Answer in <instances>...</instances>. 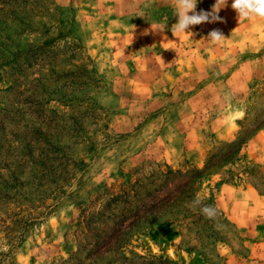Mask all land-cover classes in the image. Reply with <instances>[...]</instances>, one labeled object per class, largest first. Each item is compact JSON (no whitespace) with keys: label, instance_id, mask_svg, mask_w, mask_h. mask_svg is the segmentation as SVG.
Instances as JSON below:
<instances>
[{"label":"rangeland","instance_id":"1","mask_svg":"<svg viewBox=\"0 0 264 264\" xmlns=\"http://www.w3.org/2000/svg\"><path fill=\"white\" fill-rule=\"evenodd\" d=\"M230 4L191 37L173 0H0V264L264 255V19Z\"/></svg>","mask_w":264,"mask_h":264},{"label":"clouds","instance_id":"2","mask_svg":"<svg viewBox=\"0 0 264 264\" xmlns=\"http://www.w3.org/2000/svg\"><path fill=\"white\" fill-rule=\"evenodd\" d=\"M173 2L176 20L172 26V32L177 34L190 33L191 37L195 35L191 30L193 26L222 22L218 13L228 5V0H215L211 11H197L199 0H173ZM230 7L237 14V18L243 20L264 19V0H231ZM206 38H209L213 43H221L226 37L219 29H213L207 34ZM237 116L243 118L244 111H238ZM193 203L199 205L201 201L197 199ZM201 211L208 217H213L216 214V209L208 205H205Z\"/></svg>","mask_w":264,"mask_h":264},{"label":"trees","instance_id":"3","mask_svg":"<svg viewBox=\"0 0 264 264\" xmlns=\"http://www.w3.org/2000/svg\"><path fill=\"white\" fill-rule=\"evenodd\" d=\"M37 142H41V143H43V144H46L47 142L44 140H42V139H37ZM43 150H45L44 149V147L42 148ZM50 160H51V157L49 158ZM54 159V158H53ZM36 161H38V160H36ZM44 161H45V159H44ZM41 167V166H40ZM41 170H43L42 169V167H41ZM62 172L63 173H61V174H57L56 176H55V178H58V179H65L66 178V176H67V174H68V172H66L65 170H62ZM45 184V183H44ZM198 219V215H196V217H195V221ZM200 225L201 226H199V228H197V233H196V235L197 236H199V237H202L203 235L201 234L202 233V230H204L203 228L205 227V225H206V221H202V222H200ZM204 238H207L206 236H204ZM145 264H171V263H169L167 260H165V259H161V258H158L156 261H147Z\"/></svg>","mask_w":264,"mask_h":264},{"label":"crops","instance_id":"4","mask_svg":"<svg viewBox=\"0 0 264 264\" xmlns=\"http://www.w3.org/2000/svg\"><path fill=\"white\" fill-rule=\"evenodd\" d=\"M234 219L235 220L238 219V214L234 215ZM256 246H261L262 247V244L259 243V245H256ZM224 261H225V264H241L237 260L231 259L229 257H228V259H226ZM248 261H247L248 263L246 262L247 264H264V255L261 256L260 258H255L254 255H250L249 258H248Z\"/></svg>","mask_w":264,"mask_h":264}]
</instances>
